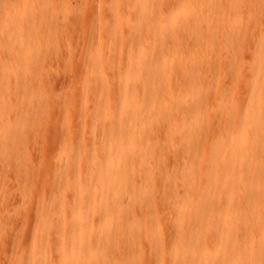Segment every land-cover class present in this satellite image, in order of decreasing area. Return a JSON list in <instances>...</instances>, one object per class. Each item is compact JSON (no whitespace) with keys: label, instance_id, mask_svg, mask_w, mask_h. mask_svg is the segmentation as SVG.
I'll use <instances>...</instances> for the list:
<instances>
[{"label":"bare ground","instance_id":"bare-ground-1","mask_svg":"<svg viewBox=\"0 0 264 264\" xmlns=\"http://www.w3.org/2000/svg\"><path fill=\"white\" fill-rule=\"evenodd\" d=\"M32 1L0 0V40L9 48L20 46L15 51L11 48L12 57L9 58L13 60V74L22 71L20 68L33 64L34 53L38 52V48L35 49V45H31L30 40L37 33L36 24L43 21L46 23L50 19L48 15L45 20L40 13V9L47 6V0H36L37 4L39 1L41 3L40 5L35 3L37 6ZM205 1L172 0L173 4L167 5L164 1L158 0L156 2L130 0L133 5L126 7V11L129 9L132 13H128L132 15L130 17H134L132 23L128 24L126 21L128 19H125L119 24L120 27H127V33H132L134 37V40H130L132 37L125 39L122 46L125 54L118 57L115 67L116 72H119L117 80L119 78L120 84L117 88H121V95L114 92V84L108 80L112 88L107 82L105 87L102 83L107 92L104 93L106 96L100 97L105 105L102 106L103 117L109 124L107 130L111 136H107L104 140L106 138L104 135L109 134L106 130V134L103 133L104 141L101 146H104V155L100 154V148L94 140L90 145L95 159L91 198L95 213L84 219L85 215L74 209L72 218L67 220L66 209H72L74 206L63 202L64 212L62 211V217L60 216L61 219L58 218L59 222L57 221L58 231L56 233L52 231L57 234L58 239H61L51 245L48 244L53 237L51 227L47 232L46 243L39 241L38 246L32 245L28 249L31 253L25 264H52L49 263L47 255L53 252L58 254V259L53 264H138L142 255L143 238L146 241L145 249L147 246L150 252L148 264H264V34L258 37L257 46L250 54L248 77L244 83L246 92L244 91L243 106L237 104L227 108L223 124L214 130L212 136L208 134L211 141L209 140L210 143L200 150L199 156L193 143L198 141L200 135L203 137V126L207 125L206 120L203 123L202 114L205 98L198 80L200 67L196 66V63L195 66L190 67L191 64L187 62L191 55L186 52L191 53V45L195 44L191 43L194 40L191 31L204 19ZM210 8L208 9L211 10ZM215 11L213 15L218 13ZM39 13L40 21L35 20L36 16L39 17ZM51 27L55 28V26ZM194 29L193 32L197 30ZM223 32L221 36L225 39V29ZM33 38L37 37L34 35ZM195 40L201 42L200 37L199 40L198 38ZM205 40H202L204 44L207 42ZM136 41L139 43L134 45ZM44 45L43 47L46 46ZM183 48L186 49L185 54L181 52ZM199 48L195 50V47L194 49L192 47L197 53L201 51ZM108 50L114 53L112 48ZM99 55L92 52L88 55L87 66L92 68L91 74L98 75L102 69L104 72L103 67L110 65L108 61L103 62ZM194 57L197 60L198 56ZM194 57L191 58L193 61ZM21 60L25 65L23 67ZM175 68H178V72L174 74ZM178 73L179 80L176 78L177 82L172 81ZM192 75H197L195 77L198 79L192 78ZM26 78L25 76L23 81L25 84L29 83ZM205 85L204 87H207ZM220 105L223 107V102ZM178 111L186 113L187 119L178 120L176 118ZM114 117L116 124H110L106 120ZM0 121H2L0 135L4 136L7 131L10 132V129L2 119ZM96 121V118H92L93 132ZM163 125L166 126L167 142L173 146L171 148L182 150V154L180 151L182 169L178 175L174 172L165 173L164 182L170 190L166 197L161 198V203H158L157 195H154L155 198L157 197L156 200L151 193L156 185V175H154L156 164H153L159 156L157 149L159 147H156L154 138L157 130ZM20 134L22 138L24 133ZM160 135L159 137H162ZM77 140L75 146L70 147L66 152V159L63 162L65 172L75 171L77 165H71L74 150L77 148L79 152H84L88 148V142L81 138ZM197 155L201 157L197 160L199 164H196L199 167L196 168L199 169L198 174L194 169V163H191L192 158ZM195 175H198L197 183L194 181ZM194 185L198 186L196 191ZM157 188L155 187L156 190ZM43 218L42 223L47 226V217L43 216ZM69 222L80 223L75 234L68 230ZM38 226L40 227L39 223ZM46 228L42 230L45 231ZM62 235L69 236L68 240L62 241Z\"/></svg>","mask_w":264,"mask_h":264},{"label":"rangeland","instance_id":"rangeland-1","mask_svg":"<svg viewBox=\"0 0 264 264\" xmlns=\"http://www.w3.org/2000/svg\"><path fill=\"white\" fill-rule=\"evenodd\" d=\"M37 1L33 0L32 3L37 4ZM126 1L127 3L129 2L127 6ZM154 1L156 2L157 0ZM158 1H164L167 5L173 4L172 0ZM212 1H205V10L207 13L204 10V19L201 21L203 24L194 26L191 31L192 39L195 40V38H198L199 40L200 37L201 42H195L197 39L191 41L192 44L193 42L195 43L193 46L191 45V53L189 51L186 52L184 48L181 50L183 54L185 52L189 53L191 58L198 56L200 59L198 61V58L196 60L194 57V61L190 58L187 62L189 65L193 64L190 67L195 66V63L196 66L200 67L201 74H198L199 79L195 77L197 75H192V78L199 80L201 89H203L201 93L205 98L202 114L203 123L207 121V125L205 124L207 128L203 126V137L200 135L198 141L193 143L195 149L199 152V156L201 155L200 150L206 147L211 141V137L209 138L208 134L212 136L214 130L223 124L227 108L237 104L238 106H243L246 92L244 83L248 77L250 54L257 46L258 37L264 34V0ZM217 3L219 4L217 5ZM40 4L39 1L37 5ZM129 5H133L130 3V0H117V2L116 0H47V6L42 7L44 9H40V6L38 7H40V13L43 14L45 20H47L48 15L50 19L46 23L42 20L43 23L39 22L36 24L38 31L36 30L37 33L34 35L37 38H33V35L30 40L32 41L30 42L32 43L31 45H35V49L38 48V52L34 50L33 64L25 66L21 60L22 67H25L20 68L23 72L19 71L17 73L18 75L13 74V60L10 58L12 57L11 48L15 51L20 46L9 48L4 46L0 40V116L10 129V132L7 131L8 133H5L4 136L0 135V264H25L28 255L30 256L29 253H31L28 249L32 245L38 246L39 241L46 243L48 240L47 232H49L51 227V232L55 231L56 233L58 231L57 221L59 222L58 218L61 219L62 217V205L64 203L67 202L68 205L74 206L72 209H66L65 217L67 220L72 218L74 209L76 212L84 214V219L86 216H92L95 213L91 201L95 159L92 155L93 151L90 145L92 140H94L100 148V154L104 155V146L102 147L101 145L107 139V136H111L107 130L109 129V124H107L103 117L104 108L102 109V106L105 107V105H103L100 97L102 95L103 97L106 96L105 92H107V89L104 87L107 83L109 84V81L114 84V92L119 96L121 95V88H117L120 84L119 78L117 80V77H119L117 74L119 72H116L115 67L118 62V57L125 54L122 50L124 41H126L125 39L132 37V33H127V27L119 26L120 22L125 19H128L126 20L128 24L132 23L134 17L132 18L130 17L132 15L128 14L131 13L129 9V12L128 10L126 11V7L128 8ZM208 6L211 7L212 12H210L211 10L208 9ZM217 6H219L218 8L220 10ZM50 8L52 9L49 10ZM213 10L218 11V13L215 11L217 14L215 13L213 15ZM38 12L37 10V16ZM40 13L38 18L37 16L35 17V20H39ZM55 14L56 16H54ZM207 14L208 18L206 19ZM214 18L215 20L212 21ZM52 21L55 22L53 23ZM47 23L48 25H46ZM51 26H55V28L53 29ZM107 26L110 28L108 29ZM205 27H210L208 28L210 31ZM194 28L197 30L204 29L201 31L202 36L201 33H198L200 30L197 31ZM223 28L225 29V39L221 36L224 33ZM193 29L195 30L194 32ZM112 32L116 34L113 35L114 33L112 34ZM196 32L200 35H195ZM213 32L215 33L214 35ZM229 32L232 33L230 34ZM44 34H46L45 37ZM203 35H205L204 38ZM203 39L207 41L205 44L204 41L202 42ZM130 40H134V37ZM37 41H39V44H37ZM192 47L193 49L195 47V50L199 48L201 51L199 50L200 52L197 53ZM110 48L114 50V53L108 50ZM202 50H204L203 53ZM194 51L195 54H193ZM91 52L94 54L99 53V57L105 63L108 61L107 63L110 64L111 69H107L110 68L109 66L103 67L105 70L103 72L102 69L101 74H91L90 69L92 68L87 66L88 55ZM208 53L211 56L213 55L212 58H209L211 56ZM206 55L208 58H206ZM202 61L205 63H202ZM177 69L175 68L176 71L174 70V74L178 72ZM25 76L29 83L25 84L23 82ZM101 77L104 78V82L103 80L101 81ZM238 77L239 79H237ZM176 78L179 80V73L172 78V81L174 80L175 82L176 80L177 82L178 80ZM201 82L204 85L206 84L207 87H204ZM111 85L110 87L112 88ZM228 96L230 98L229 100ZM207 97H210V100ZM227 100L231 104L230 102L228 104ZM222 102L223 107L220 105ZM98 109H102L103 111L100 110L98 112ZM223 110L225 111L223 112ZM19 116L23 120L18 118ZM187 117L186 113L183 114L178 111L176 118L178 120H186ZM92 118H96L97 120L94 132L92 129L93 124L91 125ZM106 120L110 124L117 123L116 117ZM1 122L0 124H2ZM211 127L212 129H210ZM105 130L109 135L106 134ZM157 131L154 142L157 143L155 144L156 147H159L157 148L159 156L153 165L156 164L154 166V175H156L155 187L158 188L156 190L154 187L151 193L154 198V195H157L158 203H161L162 199L166 197L167 192L170 190L164 182L165 173L174 172L177 175L179 174V171L182 169V150L171 148L173 146L166 139L165 125ZM10 133H12V137H10ZM20 133H24L22 134V138L19 136ZM160 134L162 137H159ZM103 135L106 136L105 139ZM80 138L86 141V143H89L88 148L84 152H79L77 148L74 150L71 165H77L75 166V171L65 172V163L63 164V162L66 159V152L69 151L70 147L75 146L74 143ZM199 156L197 155L191 160V163H194V169L198 167L196 164H199L197 161L201 158ZM198 170L196 174H198ZM197 176L195 175L196 178L194 181H196ZM197 189L198 186H195L194 191ZM262 196H260L261 199H263ZM157 197L155 198L156 200ZM76 206L78 208H75ZM43 216L47 217V226L42 223ZM49 218L51 221H49ZM79 225L80 223L77 222L74 224L70 223L68 230L75 234ZM41 227L42 229L47 227L46 232L40 229ZM41 230L42 233H40ZM53 232L51 241H48L49 245L61 239L60 236V239H58L57 234L55 235ZM68 238L69 236L62 235V241L63 239L68 240ZM145 242V238H143L141 245L142 255L138 264L142 261L141 264H148V255H150V252L147 246L145 249ZM47 256L49 263H56L55 261L58 259L56 252L48 254Z\"/></svg>","mask_w":264,"mask_h":264}]
</instances>
